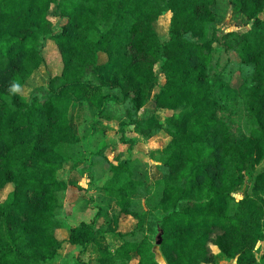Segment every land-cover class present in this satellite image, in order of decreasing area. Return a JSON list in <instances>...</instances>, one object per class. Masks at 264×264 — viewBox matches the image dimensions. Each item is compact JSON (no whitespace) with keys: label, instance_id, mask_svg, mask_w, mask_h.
Instances as JSON below:
<instances>
[{"label":"trees","instance_id":"1","mask_svg":"<svg viewBox=\"0 0 264 264\" xmlns=\"http://www.w3.org/2000/svg\"><path fill=\"white\" fill-rule=\"evenodd\" d=\"M216 2L0 0V192L11 189L0 203V264L61 260L66 242L58 232L68 226L59 216L60 195L68 185L60 177L67 163L60 148L81 143L69 117L80 102L91 104L97 121L106 122L112 106L121 104L141 136L158 131L170 138L156 168L163 198L151 215L167 264H215L219 258L264 264L257 249L264 243V0H231L253 24L247 33L229 35L234 39L226 44L255 73L237 94L251 116L248 133L238 135L219 116L234 91L212 78L215 47L226 37L219 36L210 10ZM54 7L60 32L50 16ZM167 13L170 39L161 43L155 24ZM47 45L58 49L62 70L29 101L20 91L45 64ZM104 60L113 69L109 80L99 73ZM160 84L153 113L173 114L164 122L154 114L142 119L151 89ZM260 166L252 193L237 201L243 172ZM111 168L115 178L106 191L123 214L133 215L137 185L120 184L118 177L128 171L124 164ZM102 235L95 219L72 228L67 242L82 248L83 256ZM133 255L139 264H159L148 239L99 251L96 261L127 264Z\"/></svg>","mask_w":264,"mask_h":264},{"label":"rangeland","instance_id":"2","mask_svg":"<svg viewBox=\"0 0 264 264\" xmlns=\"http://www.w3.org/2000/svg\"><path fill=\"white\" fill-rule=\"evenodd\" d=\"M215 17V26L219 36L225 37L215 47L213 81L224 82L225 87L234 92L228 95L227 105L219 108V116L226 120L232 128L233 134L248 133L250 114L248 103L243 96H238L244 89L247 80L254 78V69L241 62L235 50L226 48V44L236 36L249 32L253 24L239 14L233 7L231 0H217L210 9ZM55 7L50 16L55 23L57 32L62 29V21L55 15ZM264 21V13L260 15ZM172 14L167 13L156 24L155 30L161 43L170 39V25ZM229 35H233L230 37ZM45 64L37 70L33 77L27 81L20 94L29 101L35 92L47 89L52 77L62 70L60 53L53 45H47L44 51ZM106 80L111 78L113 69L107 62L102 61L99 71ZM161 79V84L163 83ZM160 85L154 86L149 95V101L142 119L153 116V97L159 93ZM222 94V92H219ZM218 93V94H219ZM120 96L118 92H113ZM42 98L44 93L40 95ZM97 110L87 102L75 103L70 110V122L73 131L81 138L78 145H63L60 150L67 163L60 177L68 185V190L60 195V218L67 224V228L58 232L61 241H65L60 251L61 260L57 264H98L96 261L99 251L109 250L115 252L125 242H142L149 240L154 245V251L159 264H167L161 254L158 244L159 235L152 231L153 221L151 215L158 210L163 198L160 175L157 166L162 158L163 149L169 144L170 138L164 132H154L151 137H143L130 124L126 108L121 104L112 106V119L109 122L97 121ZM181 114L180 112H176ZM173 114L168 111H157L155 118L164 122L167 116ZM124 164L128 171L118 177L120 184L134 182L136 193L131 198L133 215L122 213L117 200L108 195L106 185L115 178L111 166ZM243 172L244 182L240 190L234 195L237 201L250 195L253 191L255 176L260 172ZM10 190L0 192V203L3 202ZM98 221L102 236L97 240L95 247L82 256V248L72 246L71 230L84 223ZM258 257L264 254V243L257 247ZM214 253L217 252L212 248ZM116 264H123L117 262ZM127 264H139V257L132 256ZM215 264H236L227 259H217Z\"/></svg>","mask_w":264,"mask_h":264},{"label":"water","instance_id":"3","mask_svg":"<svg viewBox=\"0 0 264 264\" xmlns=\"http://www.w3.org/2000/svg\"><path fill=\"white\" fill-rule=\"evenodd\" d=\"M161 242H162V235H159V237H158V244L160 245Z\"/></svg>","mask_w":264,"mask_h":264}]
</instances>
